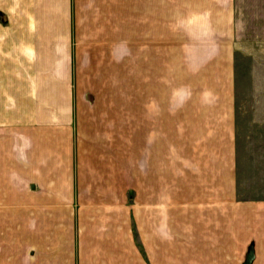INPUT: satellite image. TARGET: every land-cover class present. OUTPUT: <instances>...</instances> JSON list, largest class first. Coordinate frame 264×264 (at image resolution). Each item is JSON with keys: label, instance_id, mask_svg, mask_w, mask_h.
I'll return each instance as SVG.
<instances>
[{"label": "crops", "instance_id": "crops-1", "mask_svg": "<svg viewBox=\"0 0 264 264\" xmlns=\"http://www.w3.org/2000/svg\"><path fill=\"white\" fill-rule=\"evenodd\" d=\"M246 110L264 0H0V264H264Z\"/></svg>", "mask_w": 264, "mask_h": 264}, {"label": "rangeland", "instance_id": "rangeland-1", "mask_svg": "<svg viewBox=\"0 0 264 264\" xmlns=\"http://www.w3.org/2000/svg\"><path fill=\"white\" fill-rule=\"evenodd\" d=\"M247 105L248 98H245ZM238 136V194L241 198H264V123L246 110Z\"/></svg>", "mask_w": 264, "mask_h": 264}, {"label": "water", "instance_id": "water-1", "mask_svg": "<svg viewBox=\"0 0 264 264\" xmlns=\"http://www.w3.org/2000/svg\"><path fill=\"white\" fill-rule=\"evenodd\" d=\"M252 258H253V249L251 247L246 253L245 261L243 264H251Z\"/></svg>", "mask_w": 264, "mask_h": 264}]
</instances>
